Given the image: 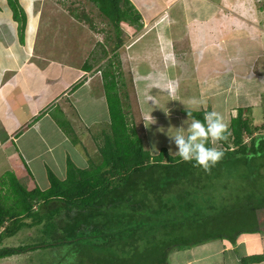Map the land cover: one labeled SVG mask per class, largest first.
<instances>
[{"label": "crops", "instance_id": "crops-1", "mask_svg": "<svg viewBox=\"0 0 264 264\" xmlns=\"http://www.w3.org/2000/svg\"><path fill=\"white\" fill-rule=\"evenodd\" d=\"M130 1L141 16L129 57L136 61L132 80L143 117L141 128L130 122L146 148L152 136L169 139L167 130L188 119L183 110H215L229 126L242 108L254 127H264L255 125L259 108L264 123V0ZM19 2L27 16L23 31L9 1L0 0V177L9 171L30 190L47 189L49 170L65 179L69 157L87 167L96 141L110 130L105 68L81 56L78 47L68 51L69 40L59 45L61 25L45 12L43 0ZM73 17L62 14L71 25ZM102 53L97 58L106 54L104 48ZM156 107L161 116L149 112ZM72 133L80 137L78 144ZM236 247L223 242L210 254ZM189 249L179 251V264L199 262Z\"/></svg>", "mask_w": 264, "mask_h": 264}, {"label": "trees", "instance_id": "trees-1", "mask_svg": "<svg viewBox=\"0 0 264 264\" xmlns=\"http://www.w3.org/2000/svg\"><path fill=\"white\" fill-rule=\"evenodd\" d=\"M8 1L23 31L26 13L19 0ZM90 1L113 26L118 46L122 22L140 28L130 0ZM102 77L111 123L96 141L98 159L81 168L69 157L66 178L49 170L47 189L30 190L9 171L0 177V244L23 227L38 225L41 235L36 244L0 245V258L50 248L51 264H69L72 252L70 264H170L173 250L212 240L236 246L241 235L264 231V133L242 108L220 142L223 159L206 172L166 147L158 154L147 149L125 110L119 73L105 68ZM191 111L203 120L210 110ZM262 261L259 253L241 264Z\"/></svg>", "mask_w": 264, "mask_h": 264}, {"label": "rangeland", "instance_id": "rangeland-1", "mask_svg": "<svg viewBox=\"0 0 264 264\" xmlns=\"http://www.w3.org/2000/svg\"><path fill=\"white\" fill-rule=\"evenodd\" d=\"M50 6H53L54 9L51 8L49 10ZM42 7H44L45 12L49 11L48 14H52L55 24L61 25V30L58 31V38L62 37V39H59L58 41L59 45L64 44V42L61 43V40H69L68 43L66 42V45L64 44L65 47H68V51H72L74 50V47H78L82 50V53H80L81 56L84 58L89 57L88 60H90L94 65L97 64L100 67L102 66V68L117 70L119 77L124 82V86L121 87V95L125 110L128 113L129 119L134 120L135 123L141 128L143 117L142 113L139 111V106L136 101L137 96L133 86L134 80L132 79L134 77L132 76L131 68L133 62L135 63L136 61L130 60L129 57L131 50L135 49V46H131L133 40H135V38L140 34V28L135 26L133 27L126 22L123 23V27L121 28L122 43L120 46H118L116 44L118 39L116 38L113 26L107 20V18L98 12V10L89 0H43ZM62 14H66L67 17H73V14H78L80 17L82 16V19L76 20V18L73 17L75 20L72 19L73 24L71 25L70 23L68 24V20L66 18L63 20L64 18H62ZM103 48L106 50V54L102 57V59L97 58L101 57L103 54ZM111 62H113V66H110L112 65L110 64ZM187 83H189V81L185 82V84ZM153 90L154 92L159 93L156 91V88H153ZM227 109L228 108H223L222 113H226ZM163 110L165 111V109ZM149 112L159 115L162 111L160 108L156 107L149 109ZM262 114V109L259 108L256 114V118H258L259 122L255 123V125L261 126V124H264L260 123L263 119ZM68 128L70 127L68 126ZM257 132L264 133V127ZM72 135V137L80 138L76 133H72ZM163 138L164 137L158 139L156 135L154 137L152 136L151 145H148L147 148L151 151L155 145L158 151H151L154 154H158L160 152L161 144H165L168 151L170 148L172 151L177 150L174 143L170 142L168 138ZM245 138H248V136L245 135ZM218 146H222L220 142ZM88 149H90V147H88ZM81 151L83 152L86 150L85 148H81ZM98 154L99 148L97 145V151L94 152L92 156L95 157ZM85 156H87L86 152ZM98 158L99 157L97 156V159ZM259 185L262 187L264 182H260ZM40 238L41 235L39 226L34 225L31 227H23L15 236L4 239L3 243L0 245L19 246L30 243L36 244L40 241ZM239 240L240 242L236 245L237 247L234 248L233 251H228L223 255L219 253V256L216 255L215 257H212L210 254L213 252L211 247L223 243V241L220 240L207 241L205 243L193 246L189 249L188 255L190 256L191 254L195 253V258H200L199 262H194L193 264H241V259L243 257L264 253V231L257 230L255 233H245L239 237ZM200 245H204V247L201 248L202 246ZM182 250H173L171 252L170 264H179L177 261L179 260L178 255L179 251ZM52 254L53 252L50 248H38L37 250H30L25 253L14 254L10 257L0 259V264H51L53 260ZM220 257H222V261L219 260ZM181 264H183V262H181ZM254 264H262V262Z\"/></svg>", "mask_w": 264, "mask_h": 264}, {"label": "clouds", "instance_id": "clouds-1", "mask_svg": "<svg viewBox=\"0 0 264 264\" xmlns=\"http://www.w3.org/2000/svg\"><path fill=\"white\" fill-rule=\"evenodd\" d=\"M190 103L193 107L197 105L196 100ZM187 116L188 119L184 120L180 127L173 126L167 130L170 142L174 143L177 149L172 151L170 148V155L179 157L184 162L194 161V167L210 172L224 157V152L218 145L230 135L228 125L215 110L206 111L203 120L194 118L191 110H187ZM160 131L164 132V129L161 128ZM151 151H158L155 145ZM68 252L67 247L62 249V255ZM75 257L76 253L72 252L68 257L69 264Z\"/></svg>", "mask_w": 264, "mask_h": 264}]
</instances>
